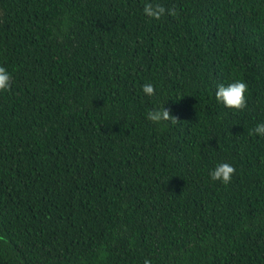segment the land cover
<instances>
[{"label": "trees", "instance_id": "16d2710c", "mask_svg": "<svg viewBox=\"0 0 264 264\" xmlns=\"http://www.w3.org/2000/svg\"><path fill=\"white\" fill-rule=\"evenodd\" d=\"M143 2L0 0V264H264V0Z\"/></svg>", "mask_w": 264, "mask_h": 264}, {"label": "clouds", "instance_id": "9594fccd", "mask_svg": "<svg viewBox=\"0 0 264 264\" xmlns=\"http://www.w3.org/2000/svg\"><path fill=\"white\" fill-rule=\"evenodd\" d=\"M143 13L154 19H159L166 13L174 14V9L166 8L159 0H144ZM12 80V73L9 68L0 64V90H6L10 87ZM142 90L146 96H153L155 93V85L148 81L142 85ZM249 90L248 82L243 77H236L228 82H221L217 84L215 97L218 102L225 107L242 109L247 103V93ZM147 119L152 122H162L173 119L169 108L163 105L162 107H153L146 113ZM251 132L264 137V120L258 121L251 129ZM235 167L227 161L218 162L209 170V177L213 181H220L227 185L233 178ZM144 264H151L148 259H145Z\"/></svg>", "mask_w": 264, "mask_h": 264}]
</instances>
